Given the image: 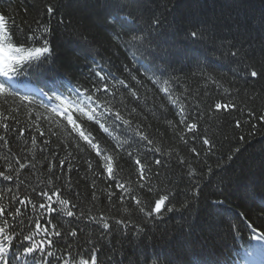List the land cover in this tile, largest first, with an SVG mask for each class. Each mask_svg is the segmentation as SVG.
Instances as JSON below:
<instances>
[{
    "label": "trees",
    "instance_id": "16d2710c",
    "mask_svg": "<svg viewBox=\"0 0 264 264\" xmlns=\"http://www.w3.org/2000/svg\"><path fill=\"white\" fill-rule=\"evenodd\" d=\"M0 13L23 30L9 26L14 47L41 46L24 42L37 21L51 29L50 53L23 61L12 79L0 76L8 89L0 92V172L13 177L0 176L9 264H91L93 254L97 264H264V241L255 239L264 233V75L248 74L264 73V0H0ZM75 89L93 102L78 100ZM53 94L67 98L63 112L51 111ZM141 207L152 210L151 223ZM13 216L25 234L37 232L33 222L49 230L34 236L43 253L23 251L31 242L19 227L11 232ZM102 232L106 239L85 243Z\"/></svg>",
    "mask_w": 264,
    "mask_h": 264
},
{
    "label": "snow or ice",
    "instance_id": "6c2138e0",
    "mask_svg": "<svg viewBox=\"0 0 264 264\" xmlns=\"http://www.w3.org/2000/svg\"><path fill=\"white\" fill-rule=\"evenodd\" d=\"M47 11L49 13H51L53 11L52 7H48ZM157 23H159V21H157ZM12 26V30L14 31V33H21L23 34V30L20 28V26H18L16 24V20L15 17L13 15H10L8 13H0V76L12 79L15 76H18L21 74V65L23 61L29 60L31 58H40L41 56H43L44 54L50 53L51 49H50V41H49V35L51 34V29L50 27L45 24L43 26L39 25V21H37V25L38 27L35 29H30V35H27L25 37V41L24 42H32V43H39L41 46L39 47H33L30 49H25V48H21V47H14L11 39L9 38V26ZM197 35L196 32H192L191 36L195 37ZM142 39V37H138V36H133L132 40L133 41H137ZM5 40H7V42H5ZM232 56H236V53H231ZM250 76L252 77H257L258 75H264V73L258 72L256 70H251L248 73ZM97 75H100V73H97ZM130 78L132 80H134L136 82L137 85L140 84L139 80H136V78L134 76H131ZM104 77L101 76V80H103ZM115 79V78H114ZM118 83L122 86H124L125 88H128V85L125 84L124 80H118ZM166 83V82H165ZM115 87V85H113ZM104 88L107 89V85H104ZM7 87L5 84L0 83V92H5L7 91ZM95 91H100L99 88H96ZM129 91L131 93L132 96H136V92L132 89L129 88ZM164 91H168L167 88L164 89ZM74 94L76 95L78 100L81 99H87L90 103L93 102L92 100V96L89 95L87 97H81V93L79 89H75L74 90ZM114 95V94H113ZM49 101L51 102V111L52 112H63V106H68L67 104V98H62L60 95H51L48 97ZM22 100H28L29 103H32V101L29 100V98L27 96L22 97ZM58 102V103H57ZM95 103H97L99 105V101H95ZM41 107L45 108L46 110L49 108V105H44L41 104ZM216 108H221L222 105L221 104H216L215 105ZM223 107H230L229 105H224ZM132 112H135V109H132ZM131 115V113H129ZM103 115V113H102ZM115 120L121 121L122 124L124 125H129V127H131V121L124 119L119 111H116L114 114ZM261 119H264V117H261ZM69 122L73 123V121H71V119L69 118ZM181 123H184V121H181ZM100 127H104L103 124L100 125ZM196 125L192 124L191 128H195ZM105 132H107V128L104 129ZM133 131L135 132H139L138 129H133ZM79 135L88 142V145L97 151V153L100 152V145L98 143H94L92 139L89 138V136L85 135L83 131H81L79 133ZM139 135L141 136L142 140L147 141V143L149 145H151L153 142L151 139H149V137L147 135H144L143 133H139ZM204 144H208L209 141L207 139H205L203 141ZM156 152H159L160 149L156 148L155 149ZM193 152H196V149L193 148L192 149ZM208 151H211V148L208 149ZM129 155H131V153H129ZM112 160L111 156H104V168L107 170L109 176L113 175V166L110 163V161ZM61 163H63V161H61ZM156 164H160L161 161L159 159H157L155 161ZM136 164L141 165V161L140 160H136ZM21 167H23V165H21ZM144 168L143 165H141V175L143 174ZM158 175V174H157ZM0 176L3 177V179L5 181L8 180H12L13 177L11 175H4L3 172H0ZM118 188H122L123 185L121 184H117L116 185ZM143 187V185H141ZM149 191H152L151 187H149ZM43 196L47 197L48 201L52 200V196L48 195L45 192L41 193ZM57 196H59V193H56ZM245 195H247V193H245ZM168 197L164 196L162 199H160L159 201H157L155 203V212L159 213L161 210V205L164 203L165 200H167ZM19 203H24V201H19ZM57 203H59L61 206H66L69 202L66 199H58ZM137 204H140L141 201L140 200H136ZM264 203V202H262ZM40 208H45V205L43 203H41L39 205ZM47 211H56V209H53L51 207L46 209ZM5 209L3 207H0V215H2L4 213ZM61 211L64 212V214L67 217H73L74 213L71 210H66L64 208H61ZM141 212H144L143 207L140 208ZM168 211H172L171 208L168 209ZM14 213H19L20 210L17 209H13ZM153 212L151 209H149L147 212H144V217L146 219L147 223H151L150 220H147V218L152 217ZM93 221H95L96 223L102 225V229L103 230H108L110 225L107 222V220L100 218L97 219L96 217H92L91 218ZM12 220L15 221V226H11V232H16L17 231V227H19L21 229L20 231V235L23 237L24 241H29L31 242L30 246H27L23 249V251L25 253H29L32 254L35 251L39 250L41 253L44 252L43 247H41V245L43 244V241L40 242H36L34 240V236L38 234L39 231H43L45 234H49V230L47 228H41L40 224H37L35 222H33V226L35 227V229L37 230V232H31V229H29V231L31 232V234H25L23 231V228L25 227V225L23 224L22 221H16L15 216L12 217ZM133 222L131 221V219L125 221V220H118L115 222L116 227L118 228L119 225H125V227H127L128 224H132ZM3 226H0V262H2V264H9V260H8V253L10 250V246L13 244V236L10 234V232L8 231V228L10 227L9 225V221L7 219L2 221ZM53 227L55 228V225H53ZM136 231H137V235H140L144 232V228L141 225H134ZM249 227H251V225H249ZM253 231H256L255 229H253ZM54 235L57 237L61 236V232L59 230H56L54 232ZM65 235H70L71 237H76L77 236V232L75 230H69L68 232L65 233ZM97 239H106V234L105 233H101L99 236L97 237H93L91 235L88 236V238L85 240V243H88L89 240H97ZM256 240L258 241H264V233H260L259 235H257L255 237ZM108 242L110 243V240H108ZM49 244H52V241L49 240L48 241ZM90 249L95 252L96 249V245L95 243L90 244ZM254 251V250H253ZM49 257L53 256V252L49 251L46 253ZM247 255H252V251H246ZM56 264H59V260L56 261ZM65 264H67V261H65ZM80 264H89L88 260H82L80 261ZM91 264H97V257L96 255H91Z\"/></svg>",
    "mask_w": 264,
    "mask_h": 264
}]
</instances>
